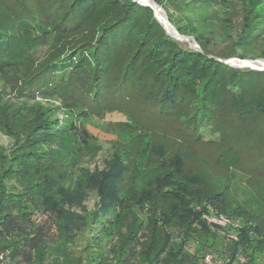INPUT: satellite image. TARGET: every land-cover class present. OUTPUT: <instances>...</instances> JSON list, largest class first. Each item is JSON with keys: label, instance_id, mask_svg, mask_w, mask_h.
<instances>
[{"label": "trees", "instance_id": "obj_1", "mask_svg": "<svg viewBox=\"0 0 264 264\" xmlns=\"http://www.w3.org/2000/svg\"><path fill=\"white\" fill-rule=\"evenodd\" d=\"M148 1L198 49L138 0H0L6 264H203L209 250L264 264V70L224 62L264 59V0ZM113 111L128 129L91 169L101 145L82 121ZM209 209L239 220L237 240Z\"/></svg>", "mask_w": 264, "mask_h": 264}, {"label": "rangeland", "instance_id": "obj_2", "mask_svg": "<svg viewBox=\"0 0 264 264\" xmlns=\"http://www.w3.org/2000/svg\"><path fill=\"white\" fill-rule=\"evenodd\" d=\"M152 10L154 12V17L156 18L155 9L153 7H152ZM162 10L166 15V11L164 9H162ZM168 13L172 14L173 16L176 15L171 7L169 8ZM166 17H167V15H166ZM229 18L232 20L234 26H237L240 23V16L237 12H232L230 14ZM156 20H157V18H156ZM168 34L170 36L173 35L171 33H168ZM172 37L177 39L174 35ZM179 38H180V40L179 39H177V40H179L180 42L186 43V46H188L189 48H195V49L197 48L198 49L197 43L194 41V39L191 36H187V37L186 36H180ZM212 47H221V45L220 44H213ZM44 48H45L44 43H38L37 45H35V47L32 48L34 55L40 56L42 54V51L44 50ZM228 60L229 59H226V60H224V62H227ZM245 60L251 61V62H256V63H253L251 65H246V64L242 65L239 62H235V63L229 62V64L231 66L239 67V68L249 67L251 69L264 70V66L261 64V62H264V59H256V60L245 59ZM67 71H68V69H65L62 72H58L57 75L58 76L66 75ZM36 99L45 102V100H43L39 97H36ZM56 104H58V102H56ZM127 105L128 104H126L125 106H127ZM128 109L131 111H135V112L138 111V114L140 113L137 104H135L134 102H132L131 105L128 106ZM61 115H63L62 111L59 112V116H61ZM140 115H141V113H140ZM140 117H142V116H140ZM126 121H127L126 116L123 115V113L119 112V111H113L111 113H107V114H105L104 117L91 115L87 119L82 121L83 126L86 128V130H88L89 134L93 138H95L96 141L101 145V149L98 151L96 156L88 164L91 169L94 166L98 167L100 169L103 167V160L105 158H107L109 150H110V146H111L110 142L112 140H116L120 131H125V129H128ZM202 133H203V137L205 139L210 137V134L207 131H204ZM10 142H11L10 138L7 135L0 132V146L8 148ZM233 184L238 188L237 189L238 192H241V193L245 192L246 188L244 186V179L239 173H236L234 180H233ZM262 188L264 189V186H262ZM245 195H247V193ZM85 204L88 208H91L92 204H93V198L92 197L88 198L85 201ZM262 255L263 254H261V256Z\"/></svg>", "mask_w": 264, "mask_h": 264}, {"label": "built area", "instance_id": "obj_3", "mask_svg": "<svg viewBox=\"0 0 264 264\" xmlns=\"http://www.w3.org/2000/svg\"><path fill=\"white\" fill-rule=\"evenodd\" d=\"M235 63L239 62L240 60L237 58H231L226 63ZM230 65V64H229ZM203 219L206 221L208 225H210L211 229L218 231L221 237L224 240H237V232L236 230L240 228V222L238 219H233L225 214L218 213L209 209L207 214H203ZM190 247L193 246V243H189ZM226 254L224 251H215L209 250L207 253L204 254L201 263L203 264H222L224 260H226ZM0 264H6L4 260V254L0 253ZM231 264H252L248 262L245 257L240 253L237 252L235 254L234 260Z\"/></svg>", "mask_w": 264, "mask_h": 264}, {"label": "bare ground", "instance_id": "obj_4", "mask_svg": "<svg viewBox=\"0 0 264 264\" xmlns=\"http://www.w3.org/2000/svg\"><path fill=\"white\" fill-rule=\"evenodd\" d=\"M144 2H147L149 5H151L155 9V14H156L157 20L165 27V29L168 31V33L173 34L177 39L180 40V38H179L180 35L176 31V29L173 27V25L169 22L168 18L166 17L165 13L160 8V6H158L157 4H155L151 1H148V0H146ZM244 62H245V64H249V65L256 63V62H251V61H247V60ZM240 64H241V62H240ZM261 64L264 66V62H261Z\"/></svg>", "mask_w": 264, "mask_h": 264}, {"label": "water", "instance_id": "obj_5", "mask_svg": "<svg viewBox=\"0 0 264 264\" xmlns=\"http://www.w3.org/2000/svg\"><path fill=\"white\" fill-rule=\"evenodd\" d=\"M139 2H141L142 4H144V5H148L149 7H151L152 8V6L151 5H149L147 2H144V1H146V0H138ZM157 18V17H156ZM164 27V26H163ZM165 28V27H164ZM166 30V29H165ZM166 32L168 33V31L166 30ZM240 60V62H241V64L242 65H244L245 64V62L244 61H246V60H241V59H239ZM246 65H249V64H246Z\"/></svg>", "mask_w": 264, "mask_h": 264}]
</instances>
